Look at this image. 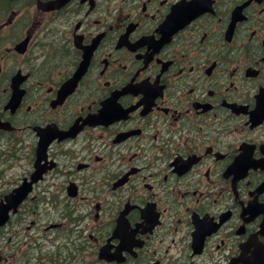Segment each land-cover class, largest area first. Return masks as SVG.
<instances>
[{
    "label": "flooded vegetation",
    "instance_id": "1",
    "mask_svg": "<svg viewBox=\"0 0 264 264\" xmlns=\"http://www.w3.org/2000/svg\"><path fill=\"white\" fill-rule=\"evenodd\" d=\"M0 119L2 264H264V0H0Z\"/></svg>",
    "mask_w": 264,
    "mask_h": 264
},
{
    "label": "rangeland",
    "instance_id": "2",
    "mask_svg": "<svg viewBox=\"0 0 264 264\" xmlns=\"http://www.w3.org/2000/svg\"><path fill=\"white\" fill-rule=\"evenodd\" d=\"M8 147L0 143V152H5L4 155L0 157V185L3 183L2 186L4 188L9 185V182L13 178L17 177L20 170L25 169L29 152V145L27 146L26 143L18 144L16 147L17 149H14L12 146ZM9 150L14 151L18 156H15V154L11 156L8 152ZM12 228L13 222H10L1 230V233L7 236L10 234V231H12ZM35 229L36 228H34V231ZM28 231L30 232V229Z\"/></svg>",
    "mask_w": 264,
    "mask_h": 264
},
{
    "label": "water",
    "instance_id": "3",
    "mask_svg": "<svg viewBox=\"0 0 264 264\" xmlns=\"http://www.w3.org/2000/svg\"><path fill=\"white\" fill-rule=\"evenodd\" d=\"M2 125V124H0ZM3 126V125H2ZM39 154L40 151H43L44 145L38 146ZM40 160L39 158L37 159ZM42 168L37 167L34 173L31 174L32 180L37 179V177L40 175ZM26 193V189L24 188V183H22L20 186L14 188L11 192L7 193L5 195V201L0 202V225L4 223V221L7 218V213L10 208L14 209L17 205L18 201L22 198V196Z\"/></svg>",
    "mask_w": 264,
    "mask_h": 264
}]
</instances>
